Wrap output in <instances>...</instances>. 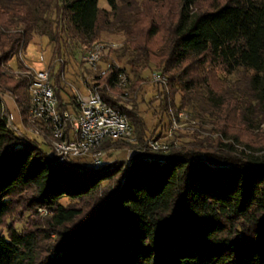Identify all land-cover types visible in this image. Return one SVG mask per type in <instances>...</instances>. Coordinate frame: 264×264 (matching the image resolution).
I'll list each match as a JSON object with an SVG mask.
<instances>
[{
    "label": "trees",
    "instance_id": "1",
    "mask_svg": "<svg viewBox=\"0 0 264 264\" xmlns=\"http://www.w3.org/2000/svg\"><path fill=\"white\" fill-rule=\"evenodd\" d=\"M99 2L0 0V264H264V146L242 131L264 121V0H209L205 8L175 0L168 9L165 0H143V10L118 17L132 70L155 64L170 90L180 87L185 106L200 100L201 77L208 100L221 109L216 73H246V97L232 99L228 114L218 112L215 138L148 148L145 120L121 99L136 94L143 79L125 92L118 82L126 72L115 65L92 83L138 132L141 149L130 159L64 166L38 140L7 128L1 92L13 95L24 124L30 109V77L8 75L7 63L37 33L54 43L52 60L62 58L67 40L91 45L109 24ZM107 2L117 10V0ZM18 66L29 69L20 59ZM49 68L60 106H74L75 96L67 103L61 96V70ZM168 88L159 121L169 108ZM130 147L109 140L104 148Z\"/></svg>",
    "mask_w": 264,
    "mask_h": 264
},
{
    "label": "rangeland",
    "instance_id": "2",
    "mask_svg": "<svg viewBox=\"0 0 264 264\" xmlns=\"http://www.w3.org/2000/svg\"><path fill=\"white\" fill-rule=\"evenodd\" d=\"M175 0H165V7L163 9L170 8L171 2ZM170 2V3H169ZM209 0H199L200 7H206ZM99 6L107 9L110 14L108 27L100 32L99 37L91 45H86L79 40H67L63 47L64 55L61 62L57 64L52 60V52L54 43L50 39L39 33L35 34L33 40L29 42L27 47L21 52L19 56H15L7 63L5 71L8 75H21L18 70L19 59L24 64L35 71L46 70L47 67L52 65L55 71L61 70V63L63 67L61 70V83L64 87V97L69 99L75 94V89L80 90L82 94H86V88L83 81L88 80L92 82L95 75H98L102 70L108 68L111 65H115L118 68L124 69L126 74L127 85L123 87L125 92L131 90V87L138 80L143 79L140 90L135 94H128L122 97L123 104L129 108L136 110L142 118L145 120L147 127L146 138L151 139L160 137L158 140L161 144L170 147H183L197 137L203 140L204 138L217 137L218 133L214 131L216 122H218V112L223 115L229 113V104L234 100H244L246 96H243L247 92V84L244 79L246 73L239 71L233 74H225L222 72L216 73L215 76V89L219 92V95L223 96L224 104L221 109L214 108L212 102L208 100V92L204 86L203 78L200 77L198 91L200 93V100L193 106L183 105L182 97L183 93L178 85H176L177 91L175 93L168 88V78L156 71L158 67L152 64L149 68H143L140 66L136 71H133L128 61L131 58L132 51L126 46V37L123 30L119 27V18L125 16H134L136 9H144L143 0H117V10H112L107 0H100ZM155 11H161V6L157 4L154 7ZM119 14V16H117ZM121 15V16H120ZM119 17V18H118ZM106 45L102 49V56L98 66L95 70L89 68L85 63L84 57L87 52L96 45ZM159 73L161 80L154 81V74ZM243 75V77H242ZM199 76H202L199 74ZM167 87L169 97V108L167 112L162 113V119L159 121L160 110L159 104L163 99L162 92ZM243 92V95H240ZM171 93V95H170ZM3 102L5 104L4 114H10L12 123L23 133H26L23 121L19 112V109L15 103L14 97L10 92H1ZM242 98V99H241ZM249 100V99H248ZM249 102V101H248ZM245 128V127H243ZM246 127L245 140L255 146H264V121L260 123L259 127L253 128V126ZM243 132V135H244ZM27 136L34 137L31 134ZM138 136V132H135V137ZM127 142V141H126ZM226 142V141H225ZM129 149L119 150L112 148L106 150L107 156L105 161L113 162L115 160H128L131 156L138 152L140 144L136 140ZM246 152H250L246 149ZM61 204H69L70 200L63 198ZM40 214L45 215L47 212L44 209H40ZM23 228V223L18 224V230Z\"/></svg>",
    "mask_w": 264,
    "mask_h": 264
},
{
    "label": "built area",
    "instance_id": "3",
    "mask_svg": "<svg viewBox=\"0 0 264 264\" xmlns=\"http://www.w3.org/2000/svg\"><path fill=\"white\" fill-rule=\"evenodd\" d=\"M105 46L101 44L93 46L84 57L85 63L92 70L97 68ZM61 61L58 58L55 63ZM110 67L102 70L98 76L106 75ZM18 71L22 73L21 75L30 77L28 84L30 109L27 124L23 123L27 131L21 132L12 123L10 114L5 115L7 128L26 141L38 140V145L57 164L67 166L79 161L88 167H98L105 161L107 152L104 147L109 140L131 143L136 141L134 128L126 114L108 104L99 87L93 85L91 81H83L86 94L75 89L74 106L62 107L51 80L49 67L43 71H35L31 68ZM153 77L154 81L161 80L159 73H155ZM126 81L125 75L119 74L118 85L125 87ZM61 96L64 98V103L69 102L70 98L64 97V90L61 91ZM28 133L34 137L27 136ZM148 148L167 151L169 146L150 139Z\"/></svg>",
    "mask_w": 264,
    "mask_h": 264
}]
</instances>
